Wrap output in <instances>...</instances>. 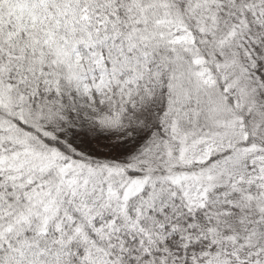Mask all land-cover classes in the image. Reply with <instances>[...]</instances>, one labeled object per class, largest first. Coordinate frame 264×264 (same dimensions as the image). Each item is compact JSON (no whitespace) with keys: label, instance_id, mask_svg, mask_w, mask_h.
I'll return each instance as SVG.
<instances>
[{"label":"snow or ice","instance_id":"6c2138e0","mask_svg":"<svg viewBox=\"0 0 264 264\" xmlns=\"http://www.w3.org/2000/svg\"><path fill=\"white\" fill-rule=\"evenodd\" d=\"M0 264H264V0H0Z\"/></svg>","mask_w":264,"mask_h":264}]
</instances>
